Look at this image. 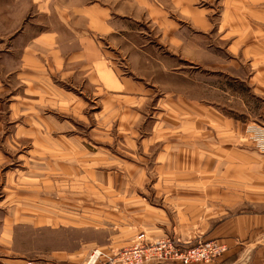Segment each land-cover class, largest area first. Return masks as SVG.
Returning <instances> with one entry per match:
<instances>
[{
    "label": "crops",
    "instance_id": "crops-1",
    "mask_svg": "<svg viewBox=\"0 0 264 264\" xmlns=\"http://www.w3.org/2000/svg\"><path fill=\"white\" fill-rule=\"evenodd\" d=\"M215 1L0 0V264L30 221L100 232L84 255L198 233L229 248L191 264H264V210H237L264 204V154L241 141L264 0Z\"/></svg>",
    "mask_w": 264,
    "mask_h": 264
},
{
    "label": "rangeland",
    "instance_id": "rangeland-1",
    "mask_svg": "<svg viewBox=\"0 0 264 264\" xmlns=\"http://www.w3.org/2000/svg\"><path fill=\"white\" fill-rule=\"evenodd\" d=\"M215 3H219L220 6V0H216ZM215 15H217V13H215ZM242 89H250V87H242ZM232 100L234 101L235 99ZM253 105L254 107L250 109L252 118L250 121H246L243 125L244 137L241 139V141L249 144L253 149L264 154V151H260L257 147V143L254 141V135L260 134V130L264 131V103L260 102L259 104L253 99ZM223 112L236 119L242 118L243 116L247 117V115L241 114L239 110H233L227 107H224ZM2 173L3 170L0 169V200L5 196V191L2 188ZM3 209L4 207H1L0 210L2 212H0V216L4 214ZM237 210H264V204H261L260 206H246ZM0 224V228L2 230L11 232V228H9L10 230H7L6 228L2 227V223ZM64 225L65 227H61V230H57L55 232L47 226H45V228H39L37 227V222L35 223L32 221L19 222L17 225H15L13 228V241L9 244L10 252H7V254L10 256L17 257L16 262L13 264H21L28 261H32L36 264H84L95 248H101L105 250L110 249L99 246L91 249L86 255L82 254L80 252V246L84 239L98 238L100 237V232H96L95 229L86 231L80 228H67L69 225L68 223H64ZM194 236L199 237L201 234L198 235L197 233ZM201 238L205 240H216L203 236H201ZM216 241L221 242L219 240ZM225 244L227 245V243ZM225 253H223L221 256H223ZM0 254L2 256L6 255L4 252H0Z\"/></svg>",
    "mask_w": 264,
    "mask_h": 264
},
{
    "label": "built area",
    "instance_id": "built-area-1",
    "mask_svg": "<svg viewBox=\"0 0 264 264\" xmlns=\"http://www.w3.org/2000/svg\"><path fill=\"white\" fill-rule=\"evenodd\" d=\"M254 141L260 151H264V131L254 135ZM228 249L225 243L205 240L201 236H163L150 240L140 234L132 245L108 250L95 248L84 264H151L171 262L191 264L194 262H211L219 258ZM21 264H36L32 261Z\"/></svg>",
    "mask_w": 264,
    "mask_h": 264
}]
</instances>
